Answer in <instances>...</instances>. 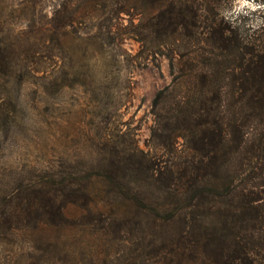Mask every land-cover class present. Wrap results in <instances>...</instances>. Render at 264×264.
<instances>
[{"label": "rangeland", "instance_id": "1", "mask_svg": "<svg viewBox=\"0 0 264 264\" xmlns=\"http://www.w3.org/2000/svg\"><path fill=\"white\" fill-rule=\"evenodd\" d=\"M62 6L64 29L54 23ZM113 8L112 0H0V208L17 213L40 186L58 200V182L78 177H88L95 203L92 213L66 206L59 226L37 215L13 223L17 230L0 233V264H187L177 255L179 224L162 209L132 207L123 188L104 181L115 156H161L167 167L186 154L180 139L169 151L151 138L152 99L171 83L168 61L138 42L129 24L137 12Z\"/></svg>", "mask_w": 264, "mask_h": 264}, {"label": "trees", "instance_id": "2", "mask_svg": "<svg viewBox=\"0 0 264 264\" xmlns=\"http://www.w3.org/2000/svg\"><path fill=\"white\" fill-rule=\"evenodd\" d=\"M112 1L113 14L137 12L138 23L129 24L138 42L168 61L171 83L152 99L151 138L169 151L180 139L186 154L167 167L161 156H115L104 181L123 188L132 207L162 209L166 221L178 223L177 255L187 264H264V0H247L254 7L242 9L235 0ZM66 11L54 13L60 29ZM253 14L257 23L248 22ZM143 183L145 192L138 188ZM90 186L88 177L63 178L58 200L38 187L39 195L25 198L17 213L0 208V233L33 215L63 225L68 205L92 213ZM150 190L164 195L163 206L152 205Z\"/></svg>", "mask_w": 264, "mask_h": 264}]
</instances>
